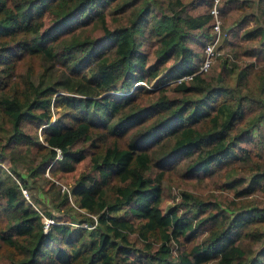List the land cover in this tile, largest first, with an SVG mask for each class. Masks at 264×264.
Here are the masks:
<instances>
[{"label":"trees","instance_id":"1","mask_svg":"<svg viewBox=\"0 0 264 264\" xmlns=\"http://www.w3.org/2000/svg\"><path fill=\"white\" fill-rule=\"evenodd\" d=\"M212 3L0 0V264H264V202L239 200L236 209L219 210L215 200L184 190L181 203L162 206L164 179L175 165L187 178L225 168L236 195L264 194V152L255 147L264 145V66L252 61L239 69L224 58L222 70L237 74L236 86L213 65L195 73L204 53L189 39L203 46L213 40ZM223 5L260 7L255 0ZM114 14L129 24L110 28L107 15ZM246 16L256 24L240 37L261 43L244 51L264 56V22L257 12ZM25 123L41 126L47 143L32 166L27 151L41 141ZM3 157L26 165L34 181L46 169L74 171L88 157L91 168L63 189L61 203L81 224L48 209L55 221L46 230L22 192L26 173L15 170L20 184ZM239 161L249 178L236 174ZM202 229L208 234L200 240ZM245 239L262 244L253 249Z\"/></svg>","mask_w":264,"mask_h":264},{"label":"rangeland","instance_id":"2","mask_svg":"<svg viewBox=\"0 0 264 264\" xmlns=\"http://www.w3.org/2000/svg\"><path fill=\"white\" fill-rule=\"evenodd\" d=\"M255 1H258L260 4V7L258 9H256L255 7H246L244 10H242L236 5H223L221 10L222 39L220 44H218L220 54L212 63L213 68L211 69V71L222 72L223 76L227 77L233 86L235 85L237 74L228 72L227 70H225L224 72L222 70L221 62L224 60V58L229 59V66H232V62H234L235 64L240 66L239 69L245 66V64H249L252 61H254L258 67L264 66V56L248 55L244 51V49L251 48L254 45H256V47H260L261 39H252L249 41V43H245L244 40L240 37L245 29H250L256 24L254 18L251 19L250 16H246L247 12H257L261 17V20L264 22V0ZM44 21L46 26L52 24V15L46 14ZM129 22L130 19L127 16H120L117 14L107 15V24L112 29L125 26L129 24ZM96 28L97 26H93V28L89 29L96 30ZM189 45L192 46V48H194L196 51L201 53V55L204 53L205 46H203L192 36L189 39ZM30 61L33 67L32 71L35 70L33 72V76L38 81V75L41 71L40 61L36 58L30 59ZM23 69H26V63H24ZM53 72L55 73L54 75L52 74V76L54 77L57 72L56 70H54ZM250 83L254 88H258L259 76L256 72L252 76ZM154 85L155 81L152 83V87H154ZM56 116L57 114L55 113L53 119ZM25 127L32 134V136H35V134L37 133L39 136V140L41 141V144L38 147H33L32 150L28 149L27 151V156L30 159L27 166H32L35 165L40 160L42 154L45 153L47 143L43 138L41 126L37 128V126L33 124L25 123ZM255 147L259 152H264V145L256 143ZM25 150L27 149H24V151ZM256 160L257 159L249 161V164L255 165ZM1 164L6 172L11 177H14L17 181H19V179L16 176L17 174L15 173V170H20L26 173V177L29 180V185L28 187L21 185V189L23 188L27 190V193H25L23 190L22 192L26 197V200H28L35 208H37L43 214V217L46 216L55 221L54 217L52 218L51 216H48L44 213L49 209L53 214L59 216V219L72 224L73 226L81 224L77 222V220L71 218L72 215H75L78 212L72 210L70 206H62L61 203L65 193L63 189L67 186L70 187V185L74 183L75 179L79 177L82 172L88 171L91 168L88 157L81 161L74 171L58 172L56 175H52L49 169H46L43 176L39 177L35 181L33 178L27 176L26 165L20 163H11L6 157H3L1 159ZM231 164H233V162ZM234 164H238L240 166V168L237 167L236 174L244 176L245 178L250 177L249 171L243 168L245 166L244 162L239 161ZM183 174V169L180 166L176 165L171 167L166 174L163 183L164 196L162 206L164 209H166L168 206L181 203L184 197V190L198 195L205 201L215 200V205L218 206L219 210L223 209L226 211H230L231 209H236L232 208L231 206L233 205L234 201L239 200H243L246 205L250 206L263 205L264 194L262 192L255 191L243 196L236 195L235 191L237 190L238 186H229L227 184L233 180L234 176L229 177L227 175V172L225 171V168L216 170L211 175H205L204 173H201L198 177L195 178H187ZM49 180L54 181L56 185H54ZM19 183L21 184L20 181ZM247 183L248 180L240 188L245 186ZM57 205H60V207L56 208ZM80 212L84 211L80 210ZM82 225L89 229L92 228V226H90L87 222L82 223ZM207 234V229H202L199 239H204ZM133 239L136 238L133 237ZM244 241L247 247H251L253 249H257L262 244V242H255L254 240L252 241L245 239ZM135 242L138 246H142L140 240L136 239ZM211 264L216 263L214 262Z\"/></svg>","mask_w":264,"mask_h":264},{"label":"built area","instance_id":"3","mask_svg":"<svg viewBox=\"0 0 264 264\" xmlns=\"http://www.w3.org/2000/svg\"><path fill=\"white\" fill-rule=\"evenodd\" d=\"M224 0H213L212 6H211V13L214 18L213 22V32H214V38L211 42H209L204 47V59L202 64L200 65V68L195 73L200 72H206L211 67L212 63L215 61V59L219 56V46L221 39H222V26H221V10L223 7ZM192 75L184 76V78H190ZM183 79L179 78L177 81H181ZM22 190L27 193L26 189ZM54 220L48 217H44V223H45V229L47 230L49 225L53 223Z\"/></svg>","mask_w":264,"mask_h":264}]
</instances>
